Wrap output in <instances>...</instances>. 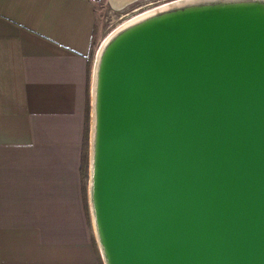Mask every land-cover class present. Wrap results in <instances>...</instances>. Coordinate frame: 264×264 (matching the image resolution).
Here are the masks:
<instances>
[{
    "label": "water",
    "instance_id": "1",
    "mask_svg": "<svg viewBox=\"0 0 264 264\" xmlns=\"http://www.w3.org/2000/svg\"><path fill=\"white\" fill-rule=\"evenodd\" d=\"M191 3L101 61L90 194L106 264H264V0Z\"/></svg>",
    "mask_w": 264,
    "mask_h": 264
},
{
    "label": "crops",
    "instance_id": "2",
    "mask_svg": "<svg viewBox=\"0 0 264 264\" xmlns=\"http://www.w3.org/2000/svg\"><path fill=\"white\" fill-rule=\"evenodd\" d=\"M96 1L0 0V264H100L80 173Z\"/></svg>",
    "mask_w": 264,
    "mask_h": 264
},
{
    "label": "rangeland",
    "instance_id": "3",
    "mask_svg": "<svg viewBox=\"0 0 264 264\" xmlns=\"http://www.w3.org/2000/svg\"><path fill=\"white\" fill-rule=\"evenodd\" d=\"M114 1V2H113ZM120 0H97L95 2L96 13L98 15V25L102 27L103 35L101 41L97 44L94 41L90 50L89 56L95 62L97 50L101 42L116 28L122 25L124 22L131 18L151 10L155 7L163 5L165 3L173 2L175 0H129L124 3L118 4ZM117 2V3H116ZM97 44V45H96ZM93 84L88 85L87 98L85 104V118H84V138L82 154L86 162V166L83 170L82 184L84 187V202L85 208L90 222L91 230L94 236L96 247L99 253V263L106 264L103 256L101 255V249L98 240V234L93 217L91 194H90V181H91V150H92V136H93V114H94V94Z\"/></svg>",
    "mask_w": 264,
    "mask_h": 264
},
{
    "label": "bare ground",
    "instance_id": "4",
    "mask_svg": "<svg viewBox=\"0 0 264 264\" xmlns=\"http://www.w3.org/2000/svg\"><path fill=\"white\" fill-rule=\"evenodd\" d=\"M129 0H120L118 2V4H122L124 2H127ZM194 0H175L173 2H169V3H165L163 5H160L158 7H155L151 10H148L146 12H143L133 18H131L130 20L124 22L122 25H120L118 28H116L115 30H113L100 44L98 50H97V54H96V60H95V71H94V79H93V87H92V91L94 96L96 95V91H97V84H98V77H99V69H100V65H101V61L102 58L107 50V48L110 46V44L127 28L135 25L136 23H139L145 19H148L152 16H154L156 13L159 12H168L169 9H171L172 7L174 8H179L184 6V4H192L191 2ZM213 1V0H210ZM114 2V1H113ZM117 3V2H116ZM95 122V112L93 114V123ZM93 150H91V155H92ZM93 159V155L91 156V160ZM92 173V172H91ZM95 221V220H94ZM101 244V243H100ZM103 249V247H102Z\"/></svg>",
    "mask_w": 264,
    "mask_h": 264
},
{
    "label": "trees",
    "instance_id": "5",
    "mask_svg": "<svg viewBox=\"0 0 264 264\" xmlns=\"http://www.w3.org/2000/svg\"><path fill=\"white\" fill-rule=\"evenodd\" d=\"M85 166H86V162H85V160H84V156H83V154H81V162H80V173H81V177H82V175H83L82 172H83ZM83 192H84V187H83Z\"/></svg>",
    "mask_w": 264,
    "mask_h": 264
}]
</instances>
